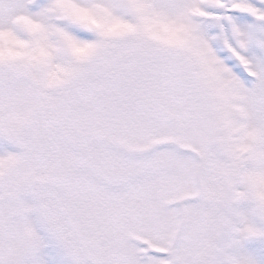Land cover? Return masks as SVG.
Segmentation results:
<instances>
[{
	"label": "snow or ice",
	"instance_id": "1",
	"mask_svg": "<svg viewBox=\"0 0 264 264\" xmlns=\"http://www.w3.org/2000/svg\"><path fill=\"white\" fill-rule=\"evenodd\" d=\"M0 264H264V0H0Z\"/></svg>",
	"mask_w": 264,
	"mask_h": 264
}]
</instances>
